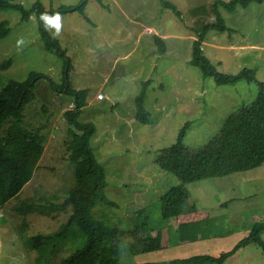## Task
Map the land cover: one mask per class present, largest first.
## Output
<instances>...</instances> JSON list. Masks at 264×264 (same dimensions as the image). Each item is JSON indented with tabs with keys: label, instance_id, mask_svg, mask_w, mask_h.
Segmentation results:
<instances>
[{
	"label": "rangeland",
	"instance_id": "obj_1",
	"mask_svg": "<svg viewBox=\"0 0 264 264\" xmlns=\"http://www.w3.org/2000/svg\"><path fill=\"white\" fill-rule=\"evenodd\" d=\"M37 1L54 12L75 7L80 0H9L25 9ZM84 1L82 14L60 13L58 35L54 27L46 31L42 24L64 51L69 68L46 50L41 23L34 15L20 22L18 12L0 11V23L6 22L9 29L0 39V66L10 60L9 66L0 68V88L9 80H25L30 72L41 76L33 89L34 100L23 110V121L27 129H40L44 137L31 180L0 206V264H59L83 244L81 232L71 225L60 237L47 238L40 251L26 246L29 237L61 232L71 214L64 200L75 181L65 149L69 126L63 113L72 108V98L49 83L62 85L64 75L71 88L87 90L78 121L95 127L91 151L105 172V196L114 204H96L93 217L123 230L137 226L140 234H154L165 225L170 228L169 248L133 254L123 248L118 264L217 257L230 250L254 223L264 222V162L253 170L185 185L189 197L184 210L193 206L208 213L214 234L184 243L176 238L174 220L164 223L159 215V198L176 181L155 163L158 152L175 141L185 123L189 126L183 145L195 151L218 133L228 115L256 96L254 83L217 86L189 63L196 34L215 23L212 4L216 0H165L179 17L159 0ZM217 9L230 32L208 31L201 41L202 55L219 73L251 69L256 80L264 83V2L232 12ZM154 37L163 43V53ZM142 88L150 118L146 125L134 119L135 98ZM260 236L264 242V231ZM224 264H264V256L257 245L248 244Z\"/></svg>",
	"mask_w": 264,
	"mask_h": 264
},
{
	"label": "trees",
	"instance_id": "obj_2",
	"mask_svg": "<svg viewBox=\"0 0 264 264\" xmlns=\"http://www.w3.org/2000/svg\"><path fill=\"white\" fill-rule=\"evenodd\" d=\"M163 7L169 8L177 17L172 4L159 0ZM84 0L75 7L59 8L57 11H46L40 2H35L29 9L20 4L0 0V11L13 10L20 14V22H26L34 15L39 23V33L45 42V48L64 63L65 53L55 40L47 36L42 27L41 13H61L77 11L83 13ZM264 0H216L212 4L215 23L204 26L197 40L192 42L189 63L198 69L203 78H211L215 85H235L246 81L256 85V96L248 105L239 107L228 115L219 128L218 133L200 149L189 151L183 145L185 123L178 131L175 141L161 149L155 159L159 170L175 178L176 184L168 188L159 198V215L164 223L173 219L176 225V238L179 242H196L210 238L214 227L208 213L191 207L184 210V203L189 195L185 185L209 178H221L233 173L246 172L261 166L264 162V83L258 82L255 72L243 69L233 75L219 73L210 61L202 55L200 45L208 31L230 32L217 9L222 7L227 12L237 8H247L251 3L261 4ZM9 29L6 22L0 23V39L7 36ZM159 53H163V43L154 37ZM10 60L4 61L0 68L9 66ZM65 74V70H64ZM39 74L30 72L23 81L9 80L0 88V206L14 198L31 180L44 149V137L40 129L29 130L23 121L25 106L34 100L33 89ZM72 98V108L63 113L68 127L66 142L67 160L73 164L74 186L69 189L64 205L70 207L71 214L61 232L50 237L37 235L27 239V247L40 251L44 241L60 237L74 225L84 238L83 244L59 264H118L119 252L124 248L130 254L139 252H155L169 248L171 245L170 228L165 225L154 234L139 233V228L120 229L115 224H108L93 217L92 210L96 204L114 206L105 196L106 180L102 166L96 161L91 151V139L95 134L92 123L78 121L86 104L87 90H75L63 78V84L53 87ZM145 83V82H144ZM144 88V85H143ZM141 89L135 98L134 119L139 124H149L150 118L144 108L145 92ZM42 127V126H41ZM264 222L254 223L246 237L239 240L230 250L217 257L209 255H193L183 259H173L160 263L141 264H224L240 248L255 244L264 256V242L261 233ZM128 240L132 242L127 243Z\"/></svg>",
	"mask_w": 264,
	"mask_h": 264
},
{
	"label": "clouds",
	"instance_id": "obj_3",
	"mask_svg": "<svg viewBox=\"0 0 264 264\" xmlns=\"http://www.w3.org/2000/svg\"><path fill=\"white\" fill-rule=\"evenodd\" d=\"M41 20L44 22L45 30H50L49 26H52L56 29V34L58 35L62 29V16L60 13H54L50 17L48 13L40 14ZM19 43H22L20 41Z\"/></svg>",
	"mask_w": 264,
	"mask_h": 264
}]
</instances>
